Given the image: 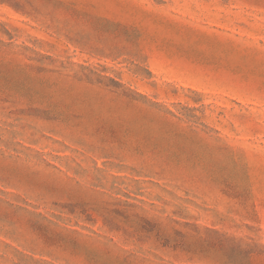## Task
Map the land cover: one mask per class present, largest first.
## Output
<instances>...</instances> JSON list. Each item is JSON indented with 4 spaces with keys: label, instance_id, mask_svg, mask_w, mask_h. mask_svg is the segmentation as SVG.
<instances>
[{
    "label": "rangeland",
    "instance_id": "374dc122",
    "mask_svg": "<svg viewBox=\"0 0 264 264\" xmlns=\"http://www.w3.org/2000/svg\"><path fill=\"white\" fill-rule=\"evenodd\" d=\"M0 264H264V0H0Z\"/></svg>",
    "mask_w": 264,
    "mask_h": 264
}]
</instances>
